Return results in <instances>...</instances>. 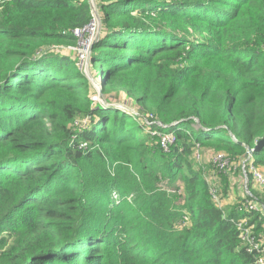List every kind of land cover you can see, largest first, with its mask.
<instances>
[{
    "label": "trees",
    "instance_id": "16d2710c",
    "mask_svg": "<svg viewBox=\"0 0 264 264\" xmlns=\"http://www.w3.org/2000/svg\"><path fill=\"white\" fill-rule=\"evenodd\" d=\"M99 1L91 74L170 126L92 100L62 50L88 0H3L0 264H254L233 221L264 214L218 207L191 155L264 167V0Z\"/></svg>",
    "mask_w": 264,
    "mask_h": 264
},
{
    "label": "rangeland",
    "instance_id": "374dc122",
    "mask_svg": "<svg viewBox=\"0 0 264 264\" xmlns=\"http://www.w3.org/2000/svg\"><path fill=\"white\" fill-rule=\"evenodd\" d=\"M91 7V24L94 27L92 31H85L77 38L76 46H66L62 50L64 53H69L73 58L79 63V66L89 77L92 86L91 98L98 106L119 108L123 110H128L129 114L134 115L136 113L135 109L131 106L125 104V96L122 93L115 92H102L100 79L96 75H92L88 65H87V55L90 50L91 45L96 42V40L103 33V26L101 21V13L103 3L99 0H88ZM3 0H0V5ZM141 123L145 125L144 131L149 130L148 123L149 117L146 114H135ZM84 120L78 122V125H84ZM152 125L155 124L160 128H164L156 120H152ZM141 134H138L140 136ZM217 150L197 144L193 148V153L191 155V165L193 168L200 169L206 181L209 184V188H215L219 192L221 205L220 207L224 210H229L234 206H238L239 212L240 208H244L246 201L250 198L247 192L253 194L261 206H264V186L255 185L250 178L245 181L244 177L240 172V160L239 158H232L228 155V166L224 171H218L214 168L211 163V158ZM264 171V167H260ZM261 198V199H260Z\"/></svg>",
    "mask_w": 264,
    "mask_h": 264
},
{
    "label": "built area",
    "instance_id": "2783aa9c",
    "mask_svg": "<svg viewBox=\"0 0 264 264\" xmlns=\"http://www.w3.org/2000/svg\"><path fill=\"white\" fill-rule=\"evenodd\" d=\"M94 27L91 22L84 25L82 28H76L73 30L74 37L80 38V36L85 31H92ZM135 114H139L137 111ZM157 121V120H156ZM160 125H163L164 128H169L170 125H165L157 121ZM151 125L152 121H148ZM176 140V136L173 132L162 133L159 132V143L162 148L167 150L171 144ZM252 154L247 152V154L240 159V172L244 177L245 181L250 177L252 178L255 185L264 186V171H262L258 166L253 163ZM228 155L224 152H215L211 158V163L214 168L218 171L226 170L228 166ZM209 194L213 202L220 207L221 199L219 192L215 188H209ZM247 195L250 197L246 202L244 208H240L241 211H253L257 210L264 214V206L260 205L258 199L247 192ZM235 227L238 231L239 240L241 245L245 250L252 254L254 257V264H264V221L262 222V227L257 228L255 222H252L251 219L247 216L233 221Z\"/></svg>",
    "mask_w": 264,
    "mask_h": 264
},
{
    "label": "water",
    "instance_id": "95a60500",
    "mask_svg": "<svg viewBox=\"0 0 264 264\" xmlns=\"http://www.w3.org/2000/svg\"><path fill=\"white\" fill-rule=\"evenodd\" d=\"M248 152H249L250 154H252V150H248Z\"/></svg>",
    "mask_w": 264,
    "mask_h": 264
}]
</instances>
